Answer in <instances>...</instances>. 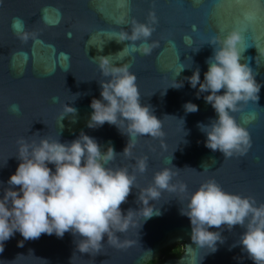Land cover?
<instances>
[{"label": "water", "instance_id": "1", "mask_svg": "<svg viewBox=\"0 0 264 264\" xmlns=\"http://www.w3.org/2000/svg\"><path fill=\"white\" fill-rule=\"evenodd\" d=\"M149 11L158 20L151 37L158 47L151 55L125 48L127 41L108 39L121 28L127 31L131 18L145 22ZM234 29L242 37L240 63L248 64L261 88L256 102H248L233 114L249 132L250 149L243 156L224 159L219 151L205 147L206 136L197 127L217 118L203 98L210 93H201L197 99L199 85L191 88L185 77L198 67L203 82L208 68L205 61L213 52L208 40ZM24 32L35 37L21 42L17 34ZM97 56H109L117 67L130 65L141 104L150 106L161 120L163 133L156 138L137 137L130 149L132 160L117 156L110 166L128 167L139 188L147 187L153 174L163 168L178 169L172 182L186 184L188 192H165L159 201H150L160 215L144 222L137 215V227L117 233L121 241L133 242L124 250L109 247L104 237L99 253L82 254L76 249L80 237L70 232L62 238L42 234L34 240H24L17 232L4 242L0 264H149L175 245H183L182 254L163 264H253L238 244L245 231L242 227L231 231L210 228L221 231L223 239L213 253L192 243L190 221L180 209L187 196L210 178L228 193L264 203V0H0V199L20 163L16 158L20 137L37 143L41 137H50L65 143L83 131L102 151L111 146L117 154L123 152L129 138L117 127L107 123L86 127L91 100L101 99L98 81L106 79L92 60ZM175 80L183 82V87L170 88ZM76 94L80 95L75 100ZM186 102L197 105L198 111L186 113ZM13 105L19 106L18 112L11 110ZM66 105L77 113L66 115ZM126 128L125 122L121 131ZM145 156L148 167L143 174L129 166ZM48 167L55 171L54 165ZM137 195L138 189L133 188L120 206L122 213L139 209Z\"/></svg>", "mask_w": 264, "mask_h": 264}, {"label": "clouds", "instance_id": "2", "mask_svg": "<svg viewBox=\"0 0 264 264\" xmlns=\"http://www.w3.org/2000/svg\"><path fill=\"white\" fill-rule=\"evenodd\" d=\"M246 19L251 17L246 16ZM157 23L155 12L149 11L145 22L131 18L127 21V31L121 28L108 39L117 43L127 41L125 48L131 47L141 55L149 56L158 47L157 42L151 40ZM30 37L34 38L35 34H17V39L24 43ZM241 39L240 32L235 29L223 37L210 38L207 45L213 52L205 61L208 68L203 82L198 67L190 77H185L191 88L197 89L199 85L197 99L201 93H210L203 98L214 109L217 118L207 125L198 123L197 127L206 136L205 147L219 151L224 159L233 155L243 156L250 149L249 132L237 123L233 114L240 112L248 102H256L261 88L248 64L240 63L238 45ZM108 57L92 59L106 79L98 81L101 99L91 100L92 112L86 127L94 129L105 123L113 125L129 138L126 147L120 154L111 146L102 151L97 141L83 131L76 139L65 143L50 137H41L38 143L18 138L16 158L20 163L7 181L10 187L4 189L0 199V253L4 251V242L17 232L24 240L38 239L42 234H55L62 238L70 232L80 237L76 241V249L82 254L99 253L104 237H107L109 247L124 250L133 242L121 241L117 233L137 227V215L142 222L160 215L159 209L154 204L150 205V201H159L165 192H188L186 184L172 182L180 171L178 169L173 172L163 168L153 174L147 187L139 188L136 176L129 173L128 167L110 166L117 156L132 160L130 149L137 137L156 138L163 133L161 120L153 115L150 106L141 104L137 77L130 72V65L114 66ZM182 87L183 82L176 80L170 86L174 89ZM222 90L223 94H218ZM79 95L74 96L75 100ZM56 99L53 97L54 102ZM183 108L186 113L198 111V106L191 102H186ZM11 110L18 112L19 106L13 105ZM64 111L66 115L77 113V109L68 105ZM125 122L127 128L121 131ZM147 159L146 156L135 159L129 166L143 174L148 167ZM49 164L55 166L54 172ZM16 187L19 191L13 190ZM133 188L138 189L136 202L140 207L138 210L128 209L124 214L120 206L126 203ZM186 201L180 214L190 221V239L196 247H207L214 253L217 243H223V239L221 231L209 229L226 228L231 231L233 227L240 226L245 231L239 237V246L253 264H264V203L258 204L251 196L228 193L212 178L201 183ZM18 246L22 247L23 243H18Z\"/></svg>", "mask_w": 264, "mask_h": 264}, {"label": "flooded vegetation", "instance_id": "3", "mask_svg": "<svg viewBox=\"0 0 264 264\" xmlns=\"http://www.w3.org/2000/svg\"><path fill=\"white\" fill-rule=\"evenodd\" d=\"M175 246H178V245H175ZM175 246H172L166 250H163L161 252V257L160 259L157 261L158 264H163L165 261L169 260V259H175V258H179L180 255L182 254H179L178 256L175 255V253H172V249L175 247ZM183 248V246H182Z\"/></svg>", "mask_w": 264, "mask_h": 264}, {"label": "trees", "instance_id": "4", "mask_svg": "<svg viewBox=\"0 0 264 264\" xmlns=\"http://www.w3.org/2000/svg\"><path fill=\"white\" fill-rule=\"evenodd\" d=\"M178 246H180L179 248H177ZM178 246H175L173 249H172V253H175L176 256H178L179 254H181L183 252V248L182 246L183 245H178ZM177 248V249H176ZM175 249V250H174ZM149 264H158L157 262H149Z\"/></svg>", "mask_w": 264, "mask_h": 264}]
</instances>
